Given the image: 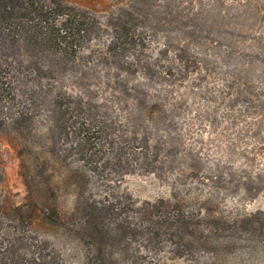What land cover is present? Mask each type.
<instances>
[{"label": "rangeland", "instance_id": "1", "mask_svg": "<svg viewBox=\"0 0 264 264\" xmlns=\"http://www.w3.org/2000/svg\"><path fill=\"white\" fill-rule=\"evenodd\" d=\"M48 2L91 30L0 39V264H264V0ZM65 91L102 127L87 187L73 152L33 171Z\"/></svg>", "mask_w": 264, "mask_h": 264}, {"label": "trees", "instance_id": "2", "mask_svg": "<svg viewBox=\"0 0 264 264\" xmlns=\"http://www.w3.org/2000/svg\"><path fill=\"white\" fill-rule=\"evenodd\" d=\"M49 1L55 4L57 0ZM49 7L48 0H0V39L10 45H17L18 41L15 37L20 36L26 43H32L35 49H41V45H44L48 51L57 57L60 58L62 55L64 57L66 49L71 45L67 39L69 33L74 31L89 33L91 29L86 22L81 25L75 22L79 17L78 12H81L80 10L66 5L64 9L57 8L54 15L50 16ZM56 14L63 15L64 21L62 20L63 22L60 23ZM57 21L59 26H57ZM55 31H57V35L54 36ZM63 31L64 34L57 38L58 33ZM36 83L39 86L38 90L47 87L51 90V84L43 85L41 81ZM6 90V82L0 81V113L11 112L16 106V93L9 95L10 97L7 99V97L4 98L5 95L3 94ZM45 98L53 108L49 109L50 123L45 128L47 130L46 135L34 138L32 133V163L35 165L33 171L35 172L36 169L43 171L47 164L54 166L62 163L67 158L68 152H73L77 155L78 163H81L79 168L84 171L83 174L86 178L84 186L87 187L89 184L87 181L88 173L98 169V159L95 157L100 140H97V135L102 131V127H100L97 115L90 110L89 105L80 95L72 96L65 91L60 92L57 96H45ZM40 99L37 90H33L32 127L40 122V114L34 112L39 111L43 106ZM16 113L20 118V127H23L21 116L28 114V108L20 107ZM58 138L69 140V145L66 144L61 148L58 144ZM85 223L87 227L91 226L89 219H86ZM35 238L32 236V240ZM32 246L36 247L37 244L32 243Z\"/></svg>", "mask_w": 264, "mask_h": 264}]
</instances>
